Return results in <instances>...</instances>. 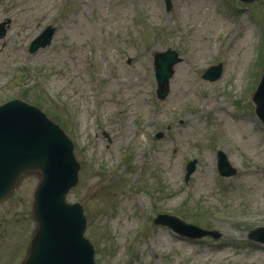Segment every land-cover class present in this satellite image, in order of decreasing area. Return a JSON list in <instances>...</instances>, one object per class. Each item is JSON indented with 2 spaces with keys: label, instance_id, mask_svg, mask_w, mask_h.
<instances>
[{
  "label": "rangeland",
  "instance_id": "1",
  "mask_svg": "<svg viewBox=\"0 0 264 264\" xmlns=\"http://www.w3.org/2000/svg\"><path fill=\"white\" fill-rule=\"evenodd\" d=\"M171 2L0 0V23L10 20L0 105L39 107L74 143L80 180L68 202L85 209L97 264H264L248 239L264 227V125L250 101L264 72V0ZM48 26L52 43L30 54ZM169 48L182 62L159 100L153 62ZM219 63L221 78L203 80ZM218 151L236 176L220 177ZM38 183L25 175L0 205V264L26 256ZM163 213L223 238L178 237L154 225Z\"/></svg>",
  "mask_w": 264,
  "mask_h": 264
},
{
  "label": "water",
  "instance_id": "2",
  "mask_svg": "<svg viewBox=\"0 0 264 264\" xmlns=\"http://www.w3.org/2000/svg\"><path fill=\"white\" fill-rule=\"evenodd\" d=\"M5 25H0V38L5 35ZM52 34L53 30L49 29L32 51L49 44ZM175 61L170 53L155 58L162 97L167 94L170 66ZM220 73V68H216L206 78L215 80ZM254 101L257 114L264 122V78ZM20 139L23 145L19 151ZM19 152V156H13ZM219 163L223 173L227 163L222 153ZM26 171H40L42 183L35 195L39 228L25 264H95L94 249L83 236L86 227L83 210L79 205L65 203L66 194L78 179L72 145L38 110L23 103H12L0 109V202L12 193L19 176ZM200 234L204 235L198 231Z\"/></svg>",
  "mask_w": 264,
  "mask_h": 264
},
{
  "label": "bare ground",
  "instance_id": "3",
  "mask_svg": "<svg viewBox=\"0 0 264 264\" xmlns=\"http://www.w3.org/2000/svg\"><path fill=\"white\" fill-rule=\"evenodd\" d=\"M210 102H212V101H210ZM212 103H214V102H212ZM217 107H221V106L217 104Z\"/></svg>",
  "mask_w": 264,
  "mask_h": 264
}]
</instances>
